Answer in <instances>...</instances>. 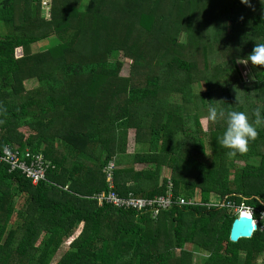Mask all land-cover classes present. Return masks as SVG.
Segmentation results:
<instances>
[{
  "label": "trees",
  "instance_id": "16d2710c",
  "mask_svg": "<svg viewBox=\"0 0 264 264\" xmlns=\"http://www.w3.org/2000/svg\"><path fill=\"white\" fill-rule=\"evenodd\" d=\"M47 4L49 20L41 0H0V150L27 149L53 165L32 185L0 163V264H192L186 244L207 254L201 264H259L264 231L231 242L235 214L205 204L219 196L264 208V128L246 153L229 156L219 142L223 119L208 117L210 106L264 115V66L249 61L246 80L237 62L264 43V0ZM48 39L55 44L33 47ZM116 53L128 76L109 60ZM131 130L146 147L122 166ZM109 163L121 196L153 198L170 184L174 197L199 191L201 204L155 219L98 205Z\"/></svg>",
  "mask_w": 264,
  "mask_h": 264
},
{
  "label": "built area",
  "instance_id": "2783aa9c",
  "mask_svg": "<svg viewBox=\"0 0 264 264\" xmlns=\"http://www.w3.org/2000/svg\"><path fill=\"white\" fill-rule=\"evenodd\" d=\"M0 163H5L8 166V172H20L32 185H37L40 181H47V171L53 168L50 161L45 160L41 154H33L29 150L20 152L12 145H5L0 150ZM115 168L113 163H109L105 170V181L108 185L107 192H101L95 196L98 205L107 204L116 209L132 210L136 215L149 214L151 218L155 219L159 214L173 206H195L201 204L200 201L192 199H185L183 197H174L171 193V185L169 184L166 194L155 196L153 198L136 197L132 193L126 196L119 195L114 188L113 173ZM207 208L217 207L219 209H226L238 216L245 214L253 219L257 224V229L264 231V208L259 209L245 205L244 202L237 204L234 201L226 200V197L220 198L214 196L208 204Z\"/></svg>",
  "mask_w": 264,
  "mask_h": 264
},
{
  "label": "clouds",
  "instance_id": "9594fccd",
  "mask_svg": "<svg viewBox=\"0 0 264 264\" xmlns=\"http://www.w3.org/2000/svg\"><path fill=\"white\" fill-rule=\"evenodd\" d=\"M242 3L248 4L249 0H241ZM264 66V43H255L251 53L246 57H239L238 63ZM254 120L249 119L245 111H227L223 108L210 106L208 117L212 121L223 119L225 127L223 135L219 142L229 151L227 155L235 156L248 151L251 141H254L258 135V129L264 128V115L260 108L253 110ZM237 217V216H236Z\"/></svg>",
  "mask_w": 264,
  "mask_h": 264
},
{
  "label": "rangeland",
  "instance_id": "374dc122",
  "mask_svg": "<svg viewBox=\"0 0 264 264\" xmlns=\"http://www.w3.org/2000/svg\"><path fill=\"white\" fill-rule=\"evenodd\" d=\"M50 1V0H41V7H42V11H43V16L49 20L50 18V13H49V10H50V5L47 4V2ZM81 4H83V2H81ZM5 30V26L2 25L0 23V34ZM55 44L51 39H48V40H45V41H41L40 43H38L37 45L33 46L35 48H40L41 50H44L45 48L49 47L50 45H53ZM109 60L110 61H121L123 62V66L121 68V71H120V75L121 76H128L129 75V62L125 61L122 54L120 53H116L112 56H109ZM238 68L239 70L241 71L242 73V77L244 79H252L253 77V73L251 71V67H250V64H243V63H238ZM34 84V83H32ZM33 87V85H29L28 88ZM205 88V84H199V85H196L194 86V89H195V92L197 91H200V90H203ZM173 101L174 102H177V103H181L180 102V96L178 95H175L173 97ZM188 112H193L191 109H189ZM199 116H200V119H201V125L203 126L204 130H208L207 129V116H206V112H201L199 113ZM133 136V132L130 131V138ZM139 145H136L135 149L133 148V145L129 144L127 145V151H126V158L124 159L125 160V164H131L130 162V157L132 154H134L135 152H137L139 149H137ZM146 146H143L141 147V150L142 149H145ZM245 160H239V159H236L235 160V166H244L245 165ZM138 167V166H136ZM139 168V167H138ZM141 168V167H140ZM233 169L231 170V173H233ZM163 176H167V172H166V169L163 170V173H162ZM199 191H196V195H194L193 198H191L192 200L194 201H199ZM24 205V199L23 198H19L17 199L16 201V209L19 210L23 207ZM80 228V227H79ZM78 229H76V231L74 232V234L76 235L77 232H78ZM67 243V242H66ZM64 243L60 246L58 252L56 253L53 261L55 262V260L59 259L60 256L62 255V253L67 249V244ZM186 249L189 250L191 253H192V258L194 259L192 264H201L203 262V260L207 257V254L204 253V251H202L201 249H198V250H194L193 249V245L192 244H186ZM175 254H179V251ZM52 261V262H53ZM258 263L259 264H264V254H261L259 257H258Z\"/></svg>",
  "mask_w": 264,
  "mask_h": 264
},
{
  "label": "water",
  "instance_id": "95a60500",
  "mask_svg": "<svg viewBox=\"0 0 264 264\" xmlns=\"http://www.w3.org/2000/svg\"><path fill=\"white\" fill-rule=\"evenodd\" d=\"M242 215L245 214H239L232 221L229 231V240L231 242H236L243 238H250L257 230V224L253 222V219L248 216L242 218Z\"/></svg>",
  "mask_w": 264,
  "mask_h": 264
},
{
  "label": "crops",
  "instance_id": "0c3cea01",
  "mask_svg": "<svg viewBox=\"0 0 264 264\" xmlns=\"http://www.w3.org/2000/svg\"><path fill=\"white\" fill-rule=\"evenodd\" d=\"M131 132H133V131L131 130ZM129 142H130L131 145H133V148L135 149V147H136L137 144L135 143V140H134V132H133V136H132L131 138H130V132H129V134H128L127 145L129 144ZM127 145H126V150H125V151H127ZM141 147H142V146L139 145V146L137 147V149L141 150ZM124 161H125V160H124ZM124 161H123V162H124ZM128 165H129V164H124V165H122V166H128ZM134 166H135V167L138 166L139 168L136 167L137 169H144V168H147L148 165H146V164H145V165L135 164ZM140 167H141V168H140ZM65 188H66V187H65Z\"/></svg>",
  "mask_w": 264,
  "mask_h": 264
},
{
  "label": "bare ground",
  "instance_id": "6f19581e",
  "mask_svg": "<svg viewBox=\"0 0 264 264\" xmlns=\"http://www.w3.org/2000/svg\"><path fill=\"white\" fill-rule=\"evenodd\" d=\"M241 217H242V218H243V217L245 218V217H247V216H246V215H242Z\"/></svg>",
  "mask_w": 264,
  "mask_h": 264
}]
</instances>
